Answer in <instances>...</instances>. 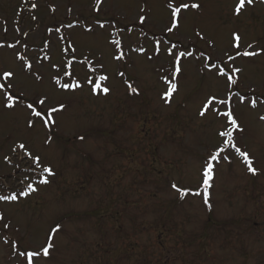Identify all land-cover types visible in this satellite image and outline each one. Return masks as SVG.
Masks as SVG:
<instances>
[{
	"label": "rangeland",
	"instance_id": "374dc122",
	"mask_svg": "<svg viewBox=\"0 0 264 264\" xmlns=\"http://www.w3.org/2000/svg\"><path fill=\"white\" fill-rule=\"evenodd\" d=\"M180 2L100 0L97 12V0H0V73L12 71V92L22 94L13 109H6L0 93V194L18 193L25 175L28 182L39 178L17 147L20 142L55 172L49 185H35L37 192L16 202L0 201V264H27L19 252L40 248L59 224L49 257L38 264H264V2L245 0L236 15L239 0H183L200 7L182 11L179 28L169 33L171 10L165 5ZM68 23L74 27L67 28ZM234 34L241 36L242 50L260 53L228 62L229 70L242 69L233 91L257 97L256 108L250 99L240 103L233 98L242 128L234 133L236 145L248 153L257 174L249 176L244 158L229 148L222 155H229L231 163L215 165L208 207L202 198L204 162L209 149L223 144L218 133L227 125L211 109L204 117L199 112L208 97L223 98L227 87L217 69L205 65L223 66L226 53L236 51ZM117 38L124 61L113 59L110 40ZM17 40L31 69L17 60V49L8 47ZM68 41L77 46V61L87 58L92 68L103 65L99 73L109 77L102 83L110 87L109 94H93L89 85L64 91L55 84V76L70 79L63 72L72 54L61 52ZM156 41L159 56L154 55ZM172 44L193 57L182 59L178 91L165 103L168 85L162 77L171 79L172 65L163 49ZM143 47V56L133 51ZM45 55L51 59L44 60ZM52 65H59V72ZM72 70L81 83L96 75L81 62H74ZM44 96L49 106L67 105L54 114L56 123L49 128L25 107ZM29 119L37 121L33 128L27 126ZM50 128L68 139L55 138ZM88 133L89 139L75 141ZM173 183L202 195L181 198Z\"/></svg>",
	"mask_w": 264,
	"mask_h": 264
},
{
	"label": "snow or ice",
	"instance_id": "6c2138e0",
	"mask_svg": "<svg viewBox=\"0 0 264 264\" xmlns=\"http://www.w3.org/2000/svg\"><path fill=\"white\" fill-rule=\"evenodd\" d=\"M261 2H264V0H261ZM99 3L100 0H97V8L96 11H99ZM253 3V0H247V4L251 5ZM32 8H36V4L33 3ZM189 7L198 9L200 7L199 4L196 3H185L183 0L178 5L169 4V8L171 10V25L167 28V32L172 33L174 30H177L179 28L180 20L182 19L181 13L184 10H187ZM245 7V0H239V3L235 7V13L236 15H239L241 12V9ZM54 11V9H53ZM35 19V16L33 17ZM147 17L145 15H141L139 17V23L144 24ZM99 27L101 29L105 28L104 23H99ZM74 25L72 23L67 24V28H73ZM88 32H91V28L86 29ZM18 31V29H17ZM49 32L52 31V29H48ZM57 33H59L60 29L57 27L55 29ZM111 35V33H109ZM23 35L26 37L28 35L27 32L23 33ZM197 35H200L197 33ZM61 41H65L64 36L58 37ZM203 37L201 36V39ZM241 36L239 34H234V44L233 48L236 49L234 54H227L226 53V60L223 62V66L219 63H213L211 65H205V67L215 68L217 69V75L219 77L225 78L227 91L223 98L217 97V96H210L207 98L206 102L203 104L202 110L199 112V115L201 117H204L206 113L209 112L211 109L218 117H223L226 120V129L224 131H220L218 135L220 137L224 138L223 144L218 145L215 147V150L209 149L208 155L204 162V168L202 171V185H203V195L199 190L193 191L192 189L187 188H180L177 186V184L173 183L171 187L177 191L179 196L181 198L189 195L191 193L193 196H201L203 198V201L208 207H211L209 203L210 198V191L209 189L212 187V180L214 178V169L215 165L220 164L221 160H224L228 163H231L230 156L223 153H226L229 148L234 149L236 153H238L241 157L244 158V161L247 165V169L252 174H257V169L253 167V160L249 158V155L246 151H241L239 147L236 145L234 133L237 131H242V128L240 127L238 120L236 116L234 115V97L239 100L240 103H244L246 99H250V105L252 108L257 107V97L252 96H245L241 95L238 91H233V87L237 86L238 80L236 78V74L240 73L242 69L240 67L232 66L229 70L228 68V62H234L238 57H256L260 55L257 51H247L242 50L240 45ZM21 42L17 40L15 43L9 44V48L17 49V44H20ZM51 43V41H47L44 45L45 48H47L48 44ZM110 43L114 45L116 51L113 56V59L116 61H124L126 56L125 52L123 51V44L120 39H112L110 40ZM3 44H0V47H3ZM22 47L24 49H27L29 45L27 42H24L22 44ZM253 45L249 44L247 45V48H252ZM176 50V51H174ZM77 51V46L71 43L70 41L67 42L66 47H61V52L64 54H72L70 59L65 60V70L63 72V75L65 77H69L70 79L68 82L61 81V78L59 76H55L53 79L55 81L56 85H59V87L64 91H72L75 92L77 89H83L85 85L90 86V91L93 94H103L107 95L110 93V87L109 86H102V82H107L109 77L107 75H88L85 77L84 83L79 82L75 79L73 74V63L74 62H81L89 66V72L95 74L96 69L90 67L91 61H89L87 58H85L83 61H77L75 57V53ZM133 51H145L143 48L139 49H133ZM161 43L160 41L155 42V52L154 55L159 56L161 54ZM163 53L169 57H171V69H170V75L171 79L168 78V76L162 77L163 81L168 85V89L166 92L162 94V99L165 103H171V98L173 96V93L178 91V83L177 78L180 76L182 72V59H187L188 57H193V53L188 50L180 51L177 49L176 44H172L170 47L164 48ZM201 55L203 56L204 53L201 52ZM16 58L18 61L25 62L22 66H26L28 69L32 68V63L28 60L27 55L25 53H22L17 49ZM152 57H149L151 59ZM44 60L51 59L50 56L45 55L43 57ZM206 60H210L211 57L207 56L205 57ZM37 62H40V58L37 57ZM54 69H56L57 72L60 70L59 65H52ZM101 68H103V65H100ZM36 78L42 79V77L39 76V74H35ZM119 75L123 76L124 73L120 72ZM0 79H2L5 83H0V93L3 95V106L6 109H13L16 105V103L22 99V94L20 96H15L12 92L14 85L12 83H9L10 80L14 79V73L12 71H3L0 73ZM5 84H7V87H5ZM129 88L131 92L137 93V89L132 87L129 84ZM254 91V90H251ZM48 100V97H37L32 102H28L25 107L30 110L31 115L38 118V122L42 123L44 127L49 128L53 125H55L56 121L54 119V114L63 112L67 105L64 103H60L59 105H52L49 106L46 101ZM260 103H264V99L260 100ZM40 110H37V109ZM261 120H264V116L260 117ZM37 121H33L31 119L28 120L27 126L29 128H33L35 123ZM81 140L84 139L83 136L80 137ZM50 141H46L48 143ZM19 149L24 150V156L28 157L32 161V165L34 167L31 168V173L34 175L39 176L40 178L37 181L28 182L30 177L28 175L24 176V179L21 181V184L23 187L21 190L17 192H11L10 194H0V201L5 202H16L19 200L20 197H27L31 193L37 192L38 188L35 186L37 183L41 185H47L50 183V177H53L55 175L54 170L51 167H44L42 163V157L40 154L33 155L32 151H29L26 147L25 142H20L17 146ZM13 151H16V148L13 149ZM6 161L10 162V157H5ZM39 170V171H37ZM4 216L2 213H0V220H3ZM9 225L7 223L4 224V228H8ZM59 231V225H57L54 229H52L49 238L47 242L42 245L40 248L28 250L25 249L24 251L19 252L20 256H24L26 258L27 264H38V261L42 258L49 257L50 250L54 247L52 243V236L55 232Z\"/></svg>",
	"mask_w": 264,
	"mask_h": 264
}]
</instances>
